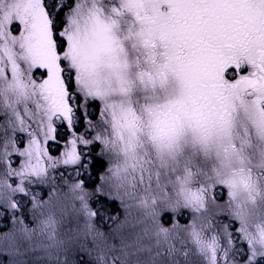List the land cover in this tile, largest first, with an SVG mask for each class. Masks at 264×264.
Wrapping results in <instances>:
<instances>
[{"label": "snow or ice", "instance_id": "obj_1", "mask_svg": "<svg viewBox=\"0 0 264 264\" xmlns=\"http://www.w3.org/2000/svg\"><path fill=\"white\" fill-rule=\"evenodd\" d=\"M0 225V264H264V0H0Z\"/></svg>", "mask_w": 264, "mask_h": 264}, {"label": "rangeland", "instance_id": "obj_2", "mask_svg": "<svg viewBox=\"0 0 264 264\" xmlns=\"http://www.w3.org/2000/svg\"><path fill=\"white\" fill-rule=\"evenodd\" d=\"M55 151V150H53ZM226 198V197H225ZM111 202V201H109ZM119 204L118 201H115ZM120 210L115 211V215L117 217L118 222H125V228H124V233L127 235L128 233L136 232L139 231V229L142 227L138 223V211L136 208H125L120 204ZM104 216H107L104 214ZM80 221L82 223V226L84 227V221L80 219L77 214L72 210L71 206L69 205L65 211V214L63 216V222H62V227H61V233L62 235L67 238L69 235H74L78 231L82 230V226L80 224ZM136 225L135 228L132 226ZM2 227V226H0ZM116 224L113 223L111 219H106L104 218L101 220L99 217H97V228L98 230L106 233V234H111L113 230L115 229ZM76 255L74 254V257Z\"/></svg>", "mask_w": 264, "mask_h": 264}, {"label": "trees", "instance_id": "obj_3", "mask_svg": "<svg viewBox=\"0 0 264 264\" xmlns=\"http://www.w3.org/2000/svg\"><path fill=\"white\" fill-rule=\"evenodd\" d=\"M100 167H101V163H98L97 165L95 164V167H94V172H95V174L92 175L91 178L88 179L87 182H86V183H87V186H88L89 188H91V189H94L95 186H96L97 184H99V182H100V181H98L97 183H95L96 178H97V175L100 176V175H102V174L104 173V172H102L101 174H98V170H101ZM92 181H93V182H92ZM93 183H94V184H93ZM102 203H103V206H104L105 209H106L105 214H106L107 216H104V218H106V219H108V217L111 216V214H110L111 211H109L108 206H107L106 204L109 203V205H111V206L114 208V209H113L114 211H119V210L121 209V208H120V203L118 204V203L115 202V201H113V202H109V201L102 200ZM185 220H186V218L183 219V221H182L181 223H184ZM0 226H2V225H0ZM9 227H11L10 223H9Z\"/></svg>", "mask_w": 264, "mask_h": 264}, {"label": "bare ground", "instance_id": "obj_4", "mask_svg": "<svg viewBox=\"0 0 264 264\" xmlns=\"http://www.w3.org/2000/svg\"><path fill=\"white\" fill-rule=\"evenodd\" d=\"M97 151H98V149H97ZM98 163H101V167H100L101 170H98V174H101L102 172H105L106 171V168H107V160H106V158L100 157V156L97 155L96 158H95V164L97 165ZM106 205L108 206L109 211H111V213H110L111 216L115 215V211L113 210L114 208L111 205H109V203L106 204ZM182 221H183V219H181V222ZM80 224L82 226L81 221H80ZM95 227L97 228V219L95 221ZM82 228H83V226H82ZM78 259H79L78 256H75L74 257V261L75 260H78Z\"/></svg>", "mask_w": 264, "mask_h": 264}, {"label": "flooded vegetation", "instance_id": "obj_5", "mask_svg": "<svg viewBox=\"0 0 264 264\" xmlns=\"http://www.w3.org/2000/svg\"><path fill=\"white\" fill-rule=\"evenodd\" d=\"M53 150H55V149H53ZM95 174V172L93 171V174L92 175H94ZM99 181V176L97 175V178H96V181H95V183H97ZM93 182V181H92ZM94 184V183H93Z\"/></svg>", "mask_w": 264, "mask_h": 264}]
</instances>
